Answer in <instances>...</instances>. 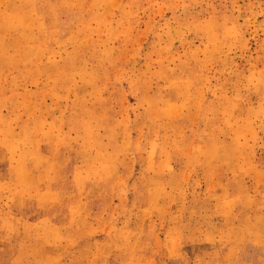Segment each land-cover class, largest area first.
<instances>
[{
  "label": "rangeland",
  "instance_id": "rangeland-1",
  "mask_svg": "<svg viewBox=\"0 0 264 264\" xmlns=\"http://www.w3.org/2000/svg\"><path fill=\"white\" fill-rule=\"evenodd\" d=\"M0 264H264V0H0Z\"/></svg>",
  "mask_w": 264,
  "mask_h": 264
}]
</instances>
